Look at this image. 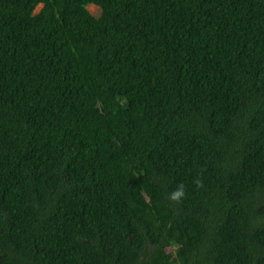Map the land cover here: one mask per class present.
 <instances>
[{
    "label": "trees",
    "instance_id": "1",
    "mask_svg": "<svg viewBox=\"0 0 264 264\" xmlns=\"http://www.w3.org/2000/svg\"><path fill=\"white\" fill-rule=\"evenodd\" d=\"M0 264H264V0H0Z\"/></svg>",
    "mask_w": 264,
    "mask_h": 264
},
{
    "label": "clouds",
    "instance_id": "2",
    "mask_svg": "<svg viewBox=\"0 0 264 264\" xmlns=\"http://www.w3.org/2000/svg\"><path fill=\"white\" fill-rule=\"evenodd\" d=\"M195 183L197 186H202V182L200 180H196ZM184 198H186L185 186L181 183L170 193L169 199L172 202L179 204Z\"/></svg>",
    "mask_w": 264,
    "mask_h": 264
},
{
    "label": "rangeland",
    "instance_id": "3",
    "mask_svg": "<svg viewBox=\"0 0 264 264\" xmlns=\"http://www.w3.org/2000/svg\"><path fill=\"white\" fill-rule=\"evenodd\" d=\"M42 6H39L36 10V13H38L41 10ZM87 10L90 12V14L95 17V18H99L101 16V9L98 6L95 5H91L87 8Z\"/></svg>",
    "mask_w": 264,
    "mask_h": 264
}]
</instances>
